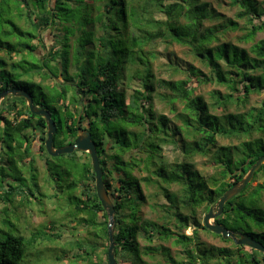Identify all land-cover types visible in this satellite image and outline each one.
I'll use <instances>...</instances> for the list:
<instances>
[{"label":"trees","instance_id":"obj_1","mask_svg":"<svg viewBox=\"0 0 264 264\" xmlns=\"http://www.w3.org/2000/svg\"><path fill=\"white\" fill-rule=\"evenodd\" d=\"M172 1L0 0V93L20 88L33 96L35 105L38 93L40 108L48 110L57 123L56 148L73 144L78 129L83 128L81 121L78 123L81 110L76 115L69 101L84 108L81 120L89 121L105 187L116 210L113 230L117 261L264 264L263 254L237 246L205 228L232 246L202 243L198 231L192 236L185 234L190 224L201 227L200 209L209 211L264 156V100L259 107L249 106L252 95L264 93V39L255 43L256 36L264 31V3L231 2L239 8L237 18L248 24L238 38L240 43H252L246 49L231 43L211 47L218 34L239 30L238 22L227 20L206 28L205 23L215 14L208 10L207 3ZM50 29L54 44L45 49L43 33ZM113 39L126 44L120 58L103 50ZM159 40L189 47L209 73L190 66L185 72L187 80L158 79L154 71L157 56L146 49ZM39 49L44 50L41 58ZM27 54L35 61L25 71L20 65L27 63ZM15 56L20 59L15 61ZM36 76L52 80L54 86L37 83ZM134 81L140 87L127 103L126 86ZM192 83L197 87L215 84L226 92L213 91L208 103L202 95H194ZM156 97L169 106L180 125L171 127L167 116H156ZM0 121L4 122L0 160L7 161L6 165L0 163V203L5 205L0 219V264H27L43 241L62 237L51 233L53 227L48 226L26 236L19 222L11 220L16 210L23 209L33 197L20 170L30 167L39 186L34 148L39 155H48L47 125L43 117L30 112L24 98L14 96L2 101ZM219 136L239 144L219 147ZM169 145L178 146L186 160L168 162L163 147ZM79 153L61 155L64 159L59 166L70 170L66 172L70 190L64 196L70 210L58 221L61 232L66 227L74 236L80 227L88 232V240L71 243V249L79 253L76 261L82 258L93 264L98 245L89 241L101 240L99 245L105 247L108 264V216L97 195L90 155ZM196 156L212 158L216 172L204 175L195 170L192 160ZM263 171L264 165L255 178ZM254 180L225 205L215 222L264 245V184L253 188ZM160 196L164 203L154 202ZM15 197L20 201L13 211L10 207ZM146 205L159 214L155 220L143 216ZM140 238L150 245L142 248ZM159 242L181 248L182 257Z\"/></svg>","mask_w":264,"mask_h":264},{"label":"rangeland","instance_id":"obj_2","mask_svg":"<svg viewBox=\"0 0 264 264\" xmlns=\"http://www.w3.org/2000/svg\"><path fill=\"white\" fill-rule=\"evenodd\" d=\"M180 0L172 1L171 3H180ZM199 3H207L208 4V10L211 11V13H215L213 15V18L210 19V21H207L205 23V27H212L214 25L223 24L227 20H233L239 23L240 29L237 31H230L228 33H220L218 34V39L214 41L211 44V47H217L220 44L225 43H231L234 45H239L240 47L249 49L252 45L250 44H243L238 41V38L245 32L248 24H246L245 20H239L237 18V14L239 12L238 7H234L232 5V0H198ZM258 2L262 5L264 3V0H258ZM160 18L166 19L163 16H160ZM89 22H92V18L89 17ZM76 23L77 26L80 25ZM57 34V32H55ZM44 39L45 44L44 48H51L54 44V36L52 33V30H46L44 33ZM264 39V31L259 33L255 38V43L258 41ZM124 43L123 41L119 39H113V42H107V46L103 48V50H106L111 53L116 58H120L124 52L125 45L126 44H120ZM150 51L154 54H156L157 59L154 63V71L158 79L166 80V81H181V80H187V74L185 73L186 70L190 66H195L198 69H201L204 73H209V70L202 64L199 57H196L194 53L190 50L187 46H182L178 44H172L169 41L166 40H159L153 44H151L149 47H147L146 51ZM44 50L38 51L39 58L42 57ZM27 63L21 64V68L26 71L27 68H29L30 62H34V58L30 55L25 56ZM20 57L15 56V61H18ZM62 68H59V73L62 72ZM177 69V70H176ZM65 75V72L63 73ZM29 77V76H28ZM28 77H26V80H29ZM35 81L37 83H40L43 86L46 87H52L54 86V82L50 79H42L41 76H36ZM32 82V81H31ZM60 83V82H56ZM192 87H194V95H202L205 100L209 103L210 102V95L213 91L218 90L221 92H226L225 88L218 87L217 85H201L198 86L195 83L191 84ZM140 87V84L138 81L132 82L130 85L127 84L126 86V100L127 103L129 102L132 94L134 93V90ZM122 88V87H121ZM20 89V88H19ZM22 90V89H21ZM25 91V90H24ZM38 90L36 91V93ZM73 92V91H72ZM69 100L71 99V95H68ZM264 100V93L257 95L254 94L251 96L250 105L251 107H259L261 102ZM36 104L40 108L39 105H41L42 102H40V95L36 94ZM23 104V103H22ZM36 105V106H37ZM70 109L78 115V113L82 112V109L77 106L76 103H71L69 101L68 103ZM80 105V102H79ZM153 110L156 113V116H159L161 114L167 116V118L170 120V126H178L180 125V121L175 118V115L170 112L169 106L161 101L159 97H156L153 101ZM1 108V105H0ZM183 106L179 105L178 109L182 110ZM81 116V114H80ZM13 120V119H11ZM89 121L85 120V124H87ZM4 127V122L0 121V133L1 130ZM108 140L106 139V142L108 144ZM177 140H179L177 138ZM219 147H227V146H234L238 145L239 142L237 140H230L227 138H223L219 136L217 138ZM40 145V141L36 143ZM69 145V144H68ZM1 146V144H0ZM6 149V146H4ZM35 159H36V166H37V175L39 183V186L36 185L35 181H33L32 178V170H30V167H27V170L22 169L20 170L23 174V178H25V186L30 189L33 193V197H30V201L26 203V206L23 209L16 210L17 215L13 214L11 216V220L15 222H19L18 225L20 229L25 233L26 236H30L31 232L35 229H41L42 227L48 226L53 227V230L51 233H60L62 235L61 238H52L50 241H43L42 244L38 249H36L33 252V256L30 257V261L27 264H90L89 262L85 261L84 259H77L76 256L79 254L77 250H72L71 243L74 241H77L78 239L81 241L88 240L90 237L88 236V232L85 230V228H79L78 232L76 233V236L73 235V233L69 230L68 227L64 228V232H61V222L58 220H61V218L65 215V211L70 210V205L64 198L65 193L70 190V187H68V183L70 181L69 175L66 174V172H69L70 170H63L64 168H61L59 166V163L62 162L64 158L61 156L58 157H48V155H39L38 148H34ZM83 154L82 152L79 153V155ZM163 154L168 162L174 163V162H183L185 161L184 154L182 150L178 146L169 145L163 147ZM29 161V160H28ZM5 165L7 164V161H4ZM66 164V163H65ZM64 164V165H65ZM192 164L194 166V169L198 172L204 174V175H211L216 172V166L212 158H205L201 156H196L192 160ZM63 165V167H64ZM67 167V165H65ZM142 176H145V173L142 174ZM27 180V181H26ZM36 180V179H35ZM264 184V171L261 172L254 180L253 188L257 185ZM176 188H174L175 190ZM147 190V189H146ZM147 192H149L147 190ZM76 195H79V191L75 193ZM20 199L15 197L13 198V203L10 207L11 210L14 211V207H18ZM162 201L164 203V200L162 197H155V201ZM152 202V201H150ZM4 204L0 203V219L3 217L2 210L4 208ZM208 213V211H205L203 209H200V213L198 216V220L201 224L200 226H196L190 224V226L185 231V234L188 236H192L194 232H199L200 235V242L213 245L216 247H231L232 244L230 243H224L221 238H217L213 236L211 233L206 232L204 230V217ZM19 216V217H18ZM143 216L147 220H155L156 216H159L157 211L152 210L150 205H146L143 207ZM20 218V219H19ZM19 220V221H18ZM53 221H56L55 223ZM53 222V224H51ZM213 222V221H212ZM68 223L69 222H64ZM7 229V228H5ZM63 230V229H62ZM196 230V231H195ZM241 233V232H240ZM89 242H93L95 245H98V249L96 252V256L93 260V264H105L107 262L105 251L102 245H99L101 243V240L94 241L90 240ZM139 244L143 248L144 246L150 245L147 241L143 240L142 238L139 239ZM158 244H162L166 247H169L173 253V255L177 257H182V250L181 248H178L174 246L171 243H162L159 242ZM155 245V244H152ZM59 258V259H58ZM37 261V262H35ZM79 262V263H77ZM119 264H125L126 261L119 260L117 261Z\"/></svg>","mask_w":264,"mask_h":264},{"label":"water","instance_id":"obj_3","mask_svg":"<svg viewBox=\"0 0 264 264\" xmlns=\"http://www.w3.org/2000/svg\"><path fill=\"white\" fill-rule=\"evenodd\" d=\"M9 96L24 98L27 101V106L30 112L33 115L43 117L46 120L47 139L45 142V146L49 156L58 157L61 155H70L75 151L87 153L90 155L92 167L96 175L97 195L102 204L103 209L105 210L108 216V238H109L108 264H119L117 262L116 254H115V240H114V230H113L115 225L116 210L113 201L111 200L108 191L105 187V183L103 180V171L101 168V163L97 152V147L95 142L92 141L91 133L88 130L89 125H87V129L85 130L81 128L78 129V137L73 144H69L61 148H56L54 146V136L56 135L58 128H57V123L52 118V114L48 110L41 109L38 106H36L34 103L33 96L21 89H10L1 92L0 105L2 101ZM80 105L81 106L83 105L82 101L80 102ZM83 111L84 108H82V114L81 116H79L78 123L81 121ZM263 165H264V156H262L256 162V164L249 170V172L240 182L236 183L233 187L228 189L223 194V196L215 204V206L211 207L208 213L205 215L204 228L213 234L221 236L224 240H229V239L233 240V242L237 246H246L264 255V245H262L255 239L243 233L240 232L235 233L229 230L224 225L215 222L217 218L222 216L225 205L246 189V187L254 180L256 173L262 168Z\"/></svg>","mask_w":264,"mask_h":264},{"label":"flooded vegetation","instance_id":"obj_4","mask_svg":"<svg viewBox=\"0 0 264 264\" xmlns=\"http://www.w3.org/2000/svg\"><path fill=\"white\" fill-rule=\"evenodd\" d=\"M85 121L83 120H81V124H82V126H83V128H81V129H87V125H89L88 123L87 124H85L84 123ZM0 163H3V165H5V162L3 161V160H0ZM23 175V174H22ZM233 241V240H232Z\"/></svg>","mask_w":264,"mask_h":264}]
</instances>
